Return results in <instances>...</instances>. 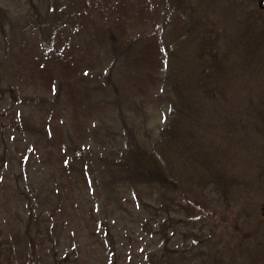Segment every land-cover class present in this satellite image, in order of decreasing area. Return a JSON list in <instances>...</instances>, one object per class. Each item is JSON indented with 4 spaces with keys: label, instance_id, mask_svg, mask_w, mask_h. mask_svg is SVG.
Returning <instances> with one entry per match:
<instances>
[{
    "label": "rangeland",
    "instance_id": "rangeland-1",
    "mask_svg": "<svg viewBox=\"0 0 264 264\" xmlns=\"http://www.w3.org/2000/svg\"><path fill=\"white\" fill-rule=\"evenodd\" d=\"M25 1L0 0V264H264V134L257 136L255 117L264 99V9L258 0H90L75 22L68 0H32L30 11ZM58 6L62 30L42 38L35 19L55 20L49 12ZM104 22L114 36V58ZM161 26L162 49L122 54V42ZM203 28L218 34L220 52H229L233 37L242 45L244 62L233 64L225 82L232 107L227 125L216 134L188 125L160 158L149 145L166 120L149 93L161 83L144 72H163L166 43L175 47L168 49L169 69L199 66ZM152 37L145 41L156 42ZM206 61L212 70L209 56ZM9 87L42 102L11 101ZM259 112L264 121V108ZM126 128L148 148L145 163L155 160L166 182L119 179L120 169L101 159L126 142ZM241 167V179L225 173Z\"/></svg>",
    "mask_w": 264,
    "mask_h": 264
},
{
    "label": "trees",
    "instance_id": "trees-1",
    "mask_svg": "<svg viewBox=\"0 0 264 264\" xmlns=\"http://www.w3.org/2000/svg\"><path fill=\"white\" fill-rule=\"evenodd\" d=\"M40 0H37L39 3ZM73 0H68L69 4V10L67 13H69L71 16H73V21H76V18L80 15V13H83V6H86L85 4L88 3L90 0H75L80 1L77 3L72 2ZM93 1V0H92ZM60 0H55L54 3H59ZM84 3V4H82ZM25 4L27 5L28 11H30V7L33 5L32 0H26ZM51 5L50 2H47V6ZM48 13V11H46ZM49 14H52L54 18H56L53 21H45V23L39 21L38 19H35L37 22V25L35 28L40 32L41 36L48 35L49 32L54 31V35L59 34V32L62 30L61 24H64L63 21L60 19V16L62 14V11L60 7L58 6V11L50 10ZM4 11L0 7V19H3ZM61 20V21H60ZM263 25V23H261ZM167 25V24H166ZM104 26L106 28V38L108 39V42L110 44L111 48V58H114L115 54V48H114V36L107 24V22H104ZM172 27V26H171ZM170 27V28H171ZM164 26H161L158 30L153 31V33H148L144 35H139V37H133L128 40H125L121 43L120 50L124 56H126V52L131 51L135 48L139 49H153V45L155 46V49H162L164 38H162V34L164 32ZM58 29V30H57ZM184 29V28H183ZM57 30V31H56ZM174 31V27L171 28V33L173 38L177 40V37L180 36V34H177ZM223 31V30H222ZM224 32V31H223ZM44 35V36H45ZM199 35L197 37V45H196V57L195 60L198 61L199 66H196L193 68H189L186 73L182 71V69H178L179 66H171L169 69V65L167 66V59L168 56L171 53H173V48L170 50V47L168 45V48L164 46V61H163V72L158 76H151V72L145 71L144 75L145 78L149 79L150 82H158L161 83V87L159 90L154 89L151 86V93H149V96L155 97L159 103L158 107L160 110L163 111V118L166 120L165 127L162 129L158 128L156 131L155 137L150 142L149 148H155L157 151V156L165 157L167 155V152H170L174 145L177 144L178 139L182 135L183 128L187 127L188 125L195 126V130L198 129V131L202 130V133H218L223 132V129H225V124L227 125L226 121L223 123V119L228 114L227 111H230L229 100L230 98L226 96L225 92L227 89V83L226 78L228 75L229 69L233 68V64H239L244 62V57L240 52H238V46L241 45L240 41H237V38L229 40V44L226 45V47L229 50V52H223L219 51L218 48H220V37L216 32L213 30H203L199 31ZM42 36V38L44 37ZM154 36L153 39H149V41H145L149 37ZM237 37L241 38L242 36L240 34L237 35ZM246 37V36H245ZM223 38H227L226 36ZM243 46L245 48H254L253 44L254 42L250 41H242ZM242 47V45H241ZM172 48V46H171ZM168 49L170 51H168ZM237 50L238 53V59H233L232 54ZM254 49H247V53H251ZM220 53V54H218ZM209 56V59L213 62L214 67L212 70H209V64L206 61V57ZM228 57V58H226ZM232 58V59H230ZM243 58V59H242ZM232 61V62H231ZM228 64V66L226 65ZM112 64V59H111ZM225 64V66H224ZM248 62H245L244 65H247ZM236 67V66H235ZM238 68V67H236ZM108 72V71H107ZM106 75V74H105ZM107 77H110V71L106 75ZM192 76V78H191ZM191 78V79H190ZM9 94L11 101H16L20 103L21 105H29L38 99V102H42L41 98H34L30 96L21 95L18 96L15 92L11 93L12 88L9 87ZM156 90V91H155ZM36 102V103H38ZM209 102H215L214 107L211 108L208 106ZM212 103V104H213ZM249 104V102H248ZM223 108L221 111L220 108ZM262 107L264 108V99L257 104L255 117L257 118L260 125V128L258 130L257 136H262L264 134V121L263 119L260 120V118H263V115H260L259 109ZM241 113V111H240ZM254 116V115H253ZM260 118H259V117ZM207 117L208 119L211 118V123L202 122L203 118ZM218 117L222 121L220 123H216L214 118ZM231 119V118H229ZM214 120V122H213ZM232 120V128L235 127L236 121ZM219 121V120H218ZM196 122V123H195ZM243 126V125H242ZM259 126V125H258ZM242 128V127H240ZM240 128L237 127V130L239 131ZM126 132V142L123 144H119V148L117 151L113 152V157H106L101 156V159L106 163L116 165L120 171L121 175H119L120 178H124L125 176L129 178L130 180L133 179H142L145 181H155L157 183L166 182L167 179L165 177V173L160 169V167L157 165L156 161H151V158H149V162L144 160V153L147 152V147L140 144L135 136L132 134V131L127 129ZM187 133V132H186ZM242 137L245 139L247 138L246 131L240 133ZM254 136V135H253ZM253 136L250 135V138ZM197 156V155H196ZM194 156V157H196ZM257 157V156H255ZM199 159V156L196 158L195 161ZM258 159V157H257ZM256 159V160H257ZM194 161V162H195ZM110 162V163H109ZM252 164H249V166ZM242 166H245L243 164ZM231 172L235 178H242L244 177V169L241 167L238 171H233L231 168H227L225 170V173ZM258 177V178H257ZM262 177V175H261ZM261 177L256 176L253 178L254 181L258 182L261 181ZM131 182V181H130ZM255 182V183H256ZM259 183V182H258Z\"/></svg>",
    "mask_w": 264,
    "mask_h": 264
},
{
    "label": "water",
    "instance_id": "water-1",
    "mask_svg": "<svg viewBox=\"0 0 264 264\" xmlns=\"http://www.w3.org/2000/svg\"><path fill=\"white\" fill-rule=\"evenodd\" d=\"M258 8L260 9H264V0H258V4H257ZM262 214L264 216V202L262 203Z\"/></svg>",
    "mask_w": 264,
    "mask_h": 264
}]
</instances>
